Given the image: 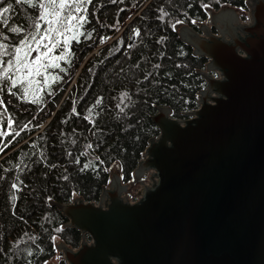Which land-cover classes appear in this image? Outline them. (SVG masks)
I'll return each mask as SVG.
<instances>
[{
    "label": "trees",
    "instance_id": "1",
    "mask_svg": "<svg viewBox=\"0 0 264 264\" xmlns=\"http://www.w3.org/2000/svg\"><path fill=\"white\" fill-rule=\"evenodd\" d=\"M31 2L37 7L0 0V7L12 5L0 13L5 43H18L8 29L27 30L39 15V0ZM59 2L54 10L64 15ZM71 3L81 11L65 21L67 31L58 38L60 45L67 38L68 46L46 39L49 58L33 66L31 77L17 85L0 78V264L59 261L56 243L76 245L80 231L65 225L53 202L97 200L112 171L131 180L149 137L158 133L157 107L182 117L194 106L202 84L197 69L206 58L192 53L177 26L223 4L245 16L244 0ZM36 55L33 46L29 59Z\"/></svg>",
    "mask_w": 264,
    "mask_h": 264
},
{
    "label": "water",
    "instance_id": "2",
    "mask_svg": "<svg viewBox=\"0 0 264 264\" xmlns=\"http://www.w3.org/2000/svg\"><path fill=\"white\" fill-rule=\"evenodd\" d=\"M246 4V24L222 7L209 11L211 24L177 26L192 53L206 58L197 69L206 84L200 106L187 110L193 117L173 118L169 106L152 116L158 136L134 175L148 169L153 181L142 177L134 192L133 177L121 197L127 187L112 172L98 204L53 202L66 226L91 238L75 250L57 244L66 264H264V0Z\"/></svg>",
    "mask_w": 264,
    "mask_h": 264
},
{
    "label": "snow or ice",
    "instance_id": "3",
    "mask_svg": "<svg viewBox=\"0 0 264 264\" xmlns=\"http://www.w3.org/2000/svg\"><path fill=\"white\" fill-rule=\"evenodd\" d=\"M15 2L19 4L22 0H15ZM27 2L32 8L37 7L36 4H32L31 0H27ZM11 7V4L0 7V13H6ZM38 7L40 9L39 15L33 17V23L27 25V30L24 28L8 29V32L12 34L11 39L13 41L18 40V43H5L4 41L9 40V36L0 34V78L9 76L13 85L20 84V81L25 77H31L33 66L38 65L42 59L49 58L48 53L51 52V48L43 41L47 39L54 47L63 46L66 48L68 46L69 40L67 38L63 39V45H60L58 38L67 31L65 21H73V13L81 11L79 6L72 7L71 0H68L67 3L66 0L59 2V8L63 10L64 15L54 10L56 8L55 0H48V2L39 0ZM84 19L83 16H79L80 21H84ZM42 22L46 25L43 29H41ZM20 34H24L23 38H20ZM33 46H35L37 55L34 59H29L30 49ZM2 58H7V66H4ZM59 58H64V54L61 53ZM16 73H20V75H16ZM8 123L11 124L12 121L9 120Z\"/></svg>",
    "mask_w": 264,
    "mask_h": 264
},
{
    "label": "built area",
    "instance_id": "4",
    "mask_svg": "<svg viewBox=\"0 0 264 264\" xmlns=\"http://www.w3.org/2000/svg\"><path fill=\"white\" fill-rule=\"evenodd\" d=\"M245 20H247V22H250V18H249V16H247V18L245 19ZM214 78H221V75H220V73H219V71H212L211 73H210ZM200 106V100H199V96H197V98H196V100H195V104H194V106L191 108V109H194V108H197V107H199ZM191 109H189V110H191ZM194 115H193V112H187L186 111V113H184V115L182 116V117H177V118H191V117H193ZM180 123L181 124H183V121H180ZM155 136H158V133L157 134H155ZM148 141H147V144L145 145V147L143 148V149H145L147 146H148ZM145 159L146 158V156L145 157H141V159ZM150 171H153V168H150ZM145 176V178H148L149 180H151V181H153V178L152 177H150V174H149V172H148V169H146V170H144V174H143V177ZM154 178L157 180V177L156 176H154ZM144 183L145 184H148L149 183V181L147 180V179H144ZM149 186L150 187H152V183H149ZM143 187V184L142 183H140L139 184V186H136L132 191H134V192H138V190L139 189H141ZM123 196H125V193H121V197H123ZM142 196V194H139V195H132L131 196V198L129 199V203H133V202H135V201H137L140 197ZM102 204V203H101ZM103 205V204H102ZM84 240H86V243L87 244H89L90 243V240H91V238L90 237H85L84 238ZM80 245V242H78V246ZM77 246V247H78ZM76 246H74L73 248H77Z\"/></svg>",
    "mask_w": 264,
    "mask_h": 264
},
{
    "label": "rangeland",
    "instance_id": "5",
    "mask_svg": "<svg viewBox=\"0 0 264 264\" xmlns=\"http://www.w3.org/2000/svg\"><path fill=\"white\" fill-rule=\"evenodd\" d=\"M39 11H40V9H39ZM241 12V11H240ZM207 22L210 24V22H209V20H207ZM196 23V22H195ZM139 159H138V161H137V163H136V165H135V167H137V165H138V163H139ZM134 167V168H135ZM145 177V176H144ZM136 186H139V184L138 185H136ZM136 186H134V187H132V190L136 187ZM59 257H60V254H59Z\"/></svg>",
    "mask_w": 264,
    "mask_h": 264
}]
</instances>
